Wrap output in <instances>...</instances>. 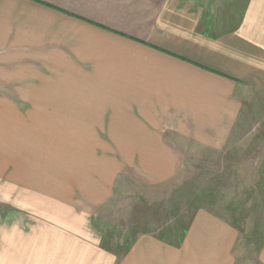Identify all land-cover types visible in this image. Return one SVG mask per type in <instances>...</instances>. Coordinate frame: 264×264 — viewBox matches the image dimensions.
I'll use <instances>...</instances> for the list:
<instances>
[{"label": "crops", "instance_id": "obj_1", "mask_svg": "<svg viewBox=\"0 0 264 264\" xmlns=\"http://www.w3.org/2000/svg\"><path fill=\"white\" fill-rule=\"evenodd\" d=\"M249 87L264 98V0H0V264H236L210 210L178 244L113 247L98 216L122 177L225 148Z\"/></svg>", "mask_w": 264, "mask_h": 264}, {"label": "rangeland", "instance_id": "obj_2", "mask_svg": "<svg viewBox=\"0 0 264 264\" xmlns=\"http://www.w3.org/2000/svg\"><path fill=\"white\" fill-rule=\"evenodd\" d=\"M259 96L249 87L239 118L242 126L225 148L184 144V161L175 175L158 184L122 177L119 190L98 216L105 235L111 233L106 244L114 247V239L127 233L175 238L173 229L188 224L204 208L237 228L236 264H260L261 239L255 229L264 225V98Z\"/></svg>", "mask_w": 264, "mask_h": 264}, {"label": "trees", "instance_id": "obj_3", "mask_svg": "<svg viewBox=\"0 0 264 264\" xmlns=\"http://www.w3.org/2000/svg\"><path fill=\"white\" fill-rule=\"evenodd\" d=\"M187 227H188V224H186L184 226H178L176 229H173V233L176 232L175 238H178V240L176 241L177 244L180 242L179 236H181V234L182 235L185 234ZM255 231H256L255 235L261 239V243H260L259 247H257V251H259L261 244L264 240V225H261V227H259V228L257 227L255 229Z\"/></svg>", "mask_w": 264, "mask_h": 264}]
</instances>
